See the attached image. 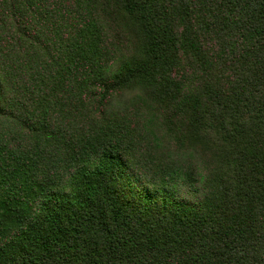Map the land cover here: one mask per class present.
Instances as JSON below:
<instances>
[{
  "label": "trees",
  "instance_id": "16d2710c",
  "mask_svg": "<svg viewBox=\"0 0 264 264\" xmlns=\"http://www.w3.org/2000/svg\"><path fill=\"white\" fill-rule=\"evenodd\" d=\"M0 264H264V0H0Z\"/></svg>",
  "mask_w": 264,
  "mask_h": 264
},
{
  "label": "rangeland",
  "instance_id": "374dc122",
  "mask_svg": "<svg viewBox=\"0 0 264 264\" xmlns=\"http://www.w3.org/2000/svg\"><path fill=\"white\" fill-rule=\"evenodd\" d=\"M136 95V93H134V92H132V93H127L126 94V98H127V100H132L133 98H134V96ZM119 104V101L118 100H116L115 101V105H118ZM180 155V154H179ZM178 155V156H179Z\"/></svg>",
  "mask_w": 264,
  "mask_h": 264
}]
</instances>
